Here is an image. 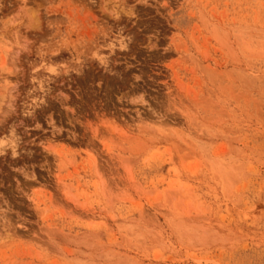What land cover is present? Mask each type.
I'll return each mask as SVG.
<instances>
[{
	"label": "rangeland",
	"instance_id": "1",
	"mask_svg": "<svg viewBox=\"0 0 264 264\" xmlns=\"http://www.w3.org/2000/svg\"><path fill=\"white\" fill-rule=\"evenodd\" d=\"M4 65L0 264H264V0H0Z\"/></svg>",
	"mask_w": 264,
	"mask_h": 264
},
{
	"label": "bare ground",
	"instance_id": "2",
	"mask_svg": "<svg viewBox=\"0 0 264 264\" xmlns=\"http://www.w3.org/2000/svg\"><path fill=\"white\" fill-rule=\"evenodd\" d=\"M32 20H33V19H32ZM32 20H31V21H32ZM33 23H34V22H33ZM36 23H37V22H36ZM7 25H8V24H7ZM12 25H13V24H12ZM8 27H10V26H8ZM4 28H5V30L8 31V32L5 31L6 33L3 32V34L5 33V35H6L7 33H10V31H14V30H12V28H11V29H7V28H6V25H5ZM4 28H3V30H4ZM14 29L17 30L18 28H17V29L14 28ZM15 32H16V31H15ZM17 33H18V31L16 32V34H17ZM16 34L14 33L13 35L15 36V38L17 39V41H19V40H18L19 36H18V34H17V35H16ZM13 35H12V36H13ZM6 36L9 37L8 34H7ZM9 38H10V37H9ZM15 38H14V40H16ZM19 39H20V38H19ZM11 40H12V38H11ZM14 40H12L13 43H15V44L17 45V43H19V42H14ZM12 41H11V42H12ZM13 45H14V44H13ZM13 50H14V49H13ZM7 51H8V50H7ZM15 51H16V50H15ZM12 52L14 53V51H11V53H12ZM15 54H16V53H15ZM15 54H14V55H15ZM11 55H12V54H11ZM17 56H18V55H17ZM15 58H16V57H15ZM5 68H6V66L4 65V66H2L0 69L4 70ZM10 95H11V94H9V96H10ZM2 97H3V96H2ZM1 99H2V98H1ZM9 99H10V97H9ZM11 100H12V99H11ZM11 100H10V101H11ZM7 101H8V100H7ZM10 101H9V102H10ZM0 102H1V101H0ZM12 107H13V106H12Z\"/></svg>",
	"mask_w": 264,
	"mask_h": 264
}]
</instances>
